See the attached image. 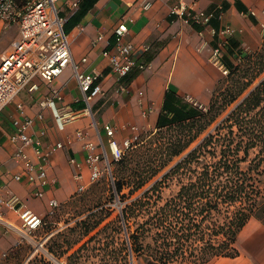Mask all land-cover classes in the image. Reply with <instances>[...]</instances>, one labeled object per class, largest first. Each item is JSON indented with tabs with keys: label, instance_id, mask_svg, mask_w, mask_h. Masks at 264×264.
<instances>
[{
	"label": "crops",
	"instance_id": "crops-1",
	"mask_svg": "<svg viewBox=\"0 0 264 264\" xmlns=\"http://www.w3.org/2000/svg\"><path fill=\"white\" fill-rule=\"evenodd\" d=\"M72 1L58 0L56 6L64 18L63 31L69 38L73 60L82 71L98 73L103 92L90 100L91 114L84 111L86 101L71 64L50 82L35 76L36 89L20 90L0 110V195L15 194L24 207L41 216L46 215L50 197L63 202L74 191L76 166L71 162L72 158L87 175L82 144L85 139L97 141L98 134L105 138V122L115 127L118 141L131 135V124L137 131L154 126L167 89L178 92L177 84L182 78L197 85L212 80L210 72L215 71V66L207 57L210 49L224 42L228 36L236 39L245 50L255 48L260 40L261 27H264L261 11L264 0H186L194 3L197 9L212 11L213 15L206 24L185 23L171 13L170 6L177 0H149L148 8H144L139 0H80L77 6H73ZM121 21L128 25L126 38L134 45L132 56L137 62L150 66L142 69L133 67L125 76L118 78L111 71L109 59L102 50L104 47L113 48V28ZM226 25L233 29L230 34L220 32ZM212 28L214 32H211ZM98 34L102 39L93 44ZM18 37V25H7L0 19V56ZM222 51L220 46V59ZM202 66L203 71L200 69ZM131 73L134 75L127 81L126 76ZM121 84L126 86L125 90L119 89ZM201 87L196 93L198 96L205 94ZM52 89L61 93V99L56 103L62 110L77 113L62 128L53 109L39 104L41 99L51 94ZM18 103L25 114L34 118L29 134L40 140L43 151L60 142V146L47 153L44 162L51 182L43 188L42 197L32 194L34 185L27 182L24 173L21 180L12 177L14 172L21 170L12 157L14 146L8 140L14 130L13 119L19 114ZM38 112L42 113L41 118L37 117ZM77 129L85 131L86 137H78ZM27 152L34 161H38L31 146L27 147ZM235 246L237 254L217 255L201 264H264V203L239 230Z\"/></svg>",
	"mask_w": 264,
	"mask_h": 264
},
{
	"label": "trees",
	"instance_id": "trees-1",
	"mask_svg": "<svg viewBox=\"0 0 264 264\" xmlns=\"http://www.w3.org/2000/svg\"><path fill=\"white\" fill-rule=\"evenodd\" d=\"M222 49L227 73L207 106L167 89L146 141L113 162L112 191L120 200L124 187L128 196L142 189L116 219L126 230L128 255L147 264H201L237 254L239 230L264 203V37L257 49L245 50L228 36ZM173 179L178 188L163 197L161 188Z\"/></svg>",
	"mask_w": 264,
	"mask_h": 264
},
{
	"label": "built area",
	"instance_id": "built-area-1",
	"mask_svg": "<svg viewBox=\"0 0 264 264\" xmlns=\"http://www.w3.org/2000/svg\"><path fill=\"white\" fill-rule=\"evenodd\" d=\"M58 0H0V19L5 24L15 23L19 28V37L12 42L11 48L0 56V110L10 102L15 94L26 88L34 90L38 84L34 80L35 76L46 82H50L61 74L68 64H71L77 85L80 88L83 98L86 101L84 111L91 114L90 100L103 92L98 81V73L82 71L78 63L71 55L69 38L63 31L64 18L58 13L56 6ZM79 0H73L72 5L77 6ZM144 8L150 6L149 0H139ZM169 11L176 14L185 23L206 24L212 17V11L197 9L194 3H187L186 0H177L170 6ZM215 30L212 28L211 32ZM233 29L226 25L220 32L230 34ZM128 25L125 21L117 23L113 28V48L104 47L102 54L107 56L111 71L118 78L125 76L133 67L142 69L149 67V64L137 62L132 56L134 50L133 43L126 38ZM102 39L98 34L92 43L96 44ZM211 49L213 63L223 72L227 73V68L220 59V46ZM85 60V57H82ZM120 90H125L126 86L119 85ZM61 99V93L52 89L51 94L39 101L42 107L48 106L53 109L54 116L62 128L67 122L77 116V113L62 110L56 101ZM19 114L13 119L14 130L9 134L8 140L14 146L13 159L20 165L21 170L12 174L13 179L21 180L24 173L27 182L33 184L31 192L36 197H42L44 187L51 182L48 179L45 164L47 153L53 151L60 142L42 150L39 139H33L29 134V127L33 123V117L24 113L22 105L17 104ZM146 113V109L142 111ZM37 117L41 118L42 113L38 112ZM95 124L94 119L92 120ZM131 135L118 141L115 138V127L105 122L103 130L106 137L98 134V140L85 139L82 148L84 150V160L87 167L85 176L80 170V164L74 162L76 170L73 172L75 181L74 193L83 192L91 183H94L103 175L107 174L111 185H113V175L111 164L119 160L123 154L139 141V134L136 126L131 124ZM78 137H86V132L82 129L76 130ZM33 148L38 161H34L27 152V147ZM53 181V180H52ZM115 196H117L115 194ZM60 202L55 197L48 199L47 216L55 214L59 209ZM15 214L20 220V225H15L10 220V214ZM44 216L36 213L28 207H24L19 202L15 194L0 195V222L7 228H12L26 235L38 229L45 221ZM49 237V233L47 234ZM43 247V240L38 242ZM6 255L5 251L0 252V256Z\"/></svg>",
	"mask_w": 264,
	"mask_h": 264
},
{
	"label": "rangeland",
	"instance_id": "rangeland-1",
	"mask_svg": "<svg viewBox=\"0 0 264 264\" xmlns=\"http://www.w3.org/2000/svg\"><path fill=\"white\" fill-rule=\"evenodd\" d=\"M261 11L264 14V6ZM262 37H264V27H261L260 40L256 47L249 50L257 49L261 44ZM207 57L215 66V71L210 72L212 80L209 83L197 85L182 78L177 84L178 87L176 86L184 98L200 107L207 106L213 88L226 75L213 63L211 49ZM200 69L203 71V66ZM201 85L205 94L198 96L196 93ZM153 129L154 126H148L137 131L139 141L142 140L141 144L146 141L147 134ZM180 156L176 157L171 164ZM129 166L124 169V173H128ZM167 169L168 166L144 188ZM111 171L116 175L115 163L111 164ZM178 185L177 179L168 180L166 185L161 188L163 197L174 193ZM127 190V187L123 188L125 197L120 200L113 193L107 174L103 173L100 179L91 183L83 192L74 193L72 191L67 200L60 202L59 209L55 214L44 215L45 222L33 232L23 235L17 230L7 228L0 222V252H6L5 256H0V264H147L142 256L128 255L125 248L126 230L122 223L121 228L117 227L120 222L118 223L116 216L120 213L121 206L142 191L141 189L128 196ZM9 216L11 222L20 225V220L15 214ZM101 217L103 220L97 227L91 229L87 234H83L85 226L93 224ZM105 223L107 225L104 230L93 235ZM48 233L49 237H47ZM91 235L92 237H90ZM41 240H43V247L38 243Z\"/></svg>",
	"mask_w": 264,
	"mask_h": 264
}]
</instances>
